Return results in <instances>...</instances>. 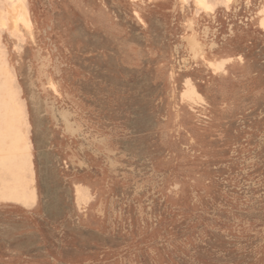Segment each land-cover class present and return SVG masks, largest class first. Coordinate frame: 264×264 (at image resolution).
Wrapping results in <instances>:
<instances>
[{
    "label": "rangeland",
    "instance_id": "obj_1",
    "mask_svg": "<svg viewBox=\"0 0 264 264\" xmlns=\"http://www.w3.org/2000/svg\"><path fill=\"white\" fill-rule=\"evenodd\" d=\"M208 1L21 0L34 36L0 27V264H264V0ZM17 176L33 199L8 196Z\"/></svg>",
    "mask_w": 264,
    "mask_h": 264
},
{
    "label": "bare ground",
    "instance_id": "obj_2",
    "mask_svg": "<svg viewBox=\"0 0 264 264\" xmlns=\"http://www.w3.org/2000/svg\"><path fill=\"white\" fill-rule=\"evenodd\" d=\"M195 1L197 2V4L199 6H204L207 9L210 7L208 5V3H209L208 0H195ZM228 1H229V3L230 2L232 3L234 0H228ZM6 17H7V21L4 20V17L2 16V13L0 12V27L1 28L9 27L13 31L15 29L19 30V26L21 25L22 27L26 28L32 36H34L33 24L30 21L28 12H27L24 4L21 2V0L14 2L12 4V6L8 7V9L6 11ZM259 22H261L259 24H264V16L261 18V20ZM188 44H189V47L191 48V50L193 51L194 56H198L201 53L202 50H201V43H200L199 39H197L196 37H191L188 39ZM231 59H232V57H226V58H222V59L217 60V61H209V64L215 65V67H217L219 70H220V68L221 69L223 68L225 70L226 63L229 62ZM219 70H216V71H219ZM194 91H196V90H194ZM192 92H193V90H192ZM192 92L186 93L183 96L185 98H188L191 100L196 99V94H194ZM16 179H17V184L21 185L22 189H21V191L13 192L14 195H12V191H11L8 194V196L9 197H15V198H19V197L22 198L23 197V198H28L31 200L33 195L31 192L28 193L26 190V186L23 185L24 178L22 176H17ZM15 187L18 188L17 186H15Z\"/></svg>",
    "mask_w": 264,
    "mask_h": 264
}]
</instances>
